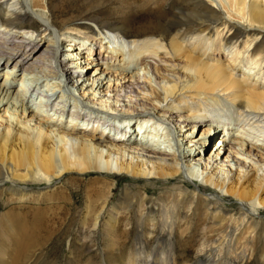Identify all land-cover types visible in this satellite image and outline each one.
<instances>
[{"label": "bare ground", "instance_id": "bare-ground-1", "mask_svg": "<svg viewBox=\"0 0 264 264\" xmlns=\"http://www.w3.org/2000/svg\"><path fill=\"white\" fill-rule=\"evenodd\" d=\"M124 1L138 7L166 5L165 0ZM213 1L225 16L205 0H192L207 11L197 16L179 9L176 17L183 21L168 25L144 26L133 18L132 28L140 31L129 33V22H101L87 15L84 23L69 25L56 0H0V72L7 68L0 83V185L9 190L3 215L15 244L10 245L7 264L25 262L44 248V238L57 234L63 220L75 217L81 246L95 244L102 235L110 241L112 255L126 247L118 229L124 228L122 237L130 238L131 231L140 240L144 235L147 245L159 231L171 235L167 248L148 247L154 255L144 250L140 261L132 252L117 264H190L188 254L183 262L180 256L191 250L192 216L201 215L210 242L199 241V256L231 250L227 246L232 236L242 242L237 255L244 264L251 263L256 246L264 241L259 234L264 231V0ZM64 31L83 39L65 45L68 52L61 59ZM77 51L84 58L80 66L71 59ZM82 62L105 66L101 70L106 77L84 76L81 70L90 67ZM137 66L142 73L130 76ZM87 80L92 83L86 85ZM107 84L106 92L100 91ZM88 89H94L90 103L81 101ZM69 108L67 122L63 115ZM129 115L145 123L140 135L125 132L129 123L122 122ZM78 118L87 124L80 125ZM203 121L199 141L191 139L190 148L179 143L183 131ZM150 125L154 129L148 135ZM213 139H218L217 157L228 153L221 165L202 155V147ZM70 176L73 183H87L85 190L75 187L42 203L31 197ZM124 178L127 184L115 197ZM35 182L44 186L30 185ZM164 189L172 190L168 204L157 196ZM82 199L85 207H79ZM73 207L86 209L85 214L74 216ZM24 210L41 223L16 225V214L26 218ZM230 228L241 231L234 236ZM7 252L0 251L3 261ZM258 256L264 264V246Z\"/></svg>", "mask_w": 264, "mask_h": 264}, {"label": "rangeland", "instance_id": "rangeland-1", "mask_svg": "<svg viewBox=\"0 0 264 264\" xmlns=\"http://www.w3.org/2000/svg\"><path fill=\"white\" fill-rule=\"evenodd\" d=\"M139 1H141V0H139ZM165 1H166L165 2L166 5H164L162 7H158V8H155L153 5H148V6L144 5L142 7H138L136 4V5L130 6V3L128 1H124V0H56L57 3L55 2V5H57L59 8H62L63 12L68 14V16L66 18H64L63 20H69V21H67L69 25L84 23L83 17L87 15L88 17H90L91 19H93L95 21L109 22V23H113V22H117V21H120V22L123 21L125 23L129 22L131 25V26H128L129 27V29H128L129 33L140 31L136 27L132 28V24L134 23L133 18L136 19L137 22L138 21L142 22L144 26H147V25L153 24V23L161 24V25H168V24H172L173 22H176V21H183L182 17H176L181 12V11H179V9H181V10L185 9L186 11H190L193 15H197V16L203 15L207 11V9L205 7H202L200 5L195 7L196 3L192 2V0H165ZM205 1L210 6L214 5L216 7V9L220 10L222 15L225 16V13L219 7L218 3H215V1H213V3H211V0H205ZM141 4H143V3H141ZM56 13H57V15H61L60 10H58ZM174 13H175V16H174ZM126 14H128V15H126ZM125 16H127V17H125ZM91 19L88 21L90 24H91ZM178 25L181 26L182 24H178ZM139 26H142V25H139ZM189 26H192V25H189ZM240 26L244 27L245 25L241 24ZM82 39L83 38H79V35H77V34H73L70 31H64V33L62 34V40L60 42V50H59L60 55L62 53L61 59H64L63 54H65V52H68V51H65V47H66L65 45L70 44L74 40L82 41ZM80 52L81 51H77V54ZM71 59H72V62H76L78 64L81 61H84V58L80 57V54H78V56L76 55V57H71ZM81 65H85V66L90 67L88 70L87 69L81 70V74H83L86 77H92L93 75H97L98 73H100V75H102L104 73L103 70L105 69V66H102V68H101L100 66L91 65L90 63H88V65H87L86 63H83V62ZM79 66H80V64H79ZM99 69H100V71H99ZM101 69H103V70H101ZM6 70H7V68L4 65L2 67L1 72H0V83L3 82L5 79L4 75L6 73ZM141 70H142L141 66H137L136 68H134L131 71L130 76L133 75V72L135 73V72L140 71L142 73ZM110 71H115V70L110 69ZM116 71L118 72V70H116ZM22 75H23V73H22ZM22 75H20V77H18L19 84L21 83ZM103 75H104L103 78L106 77L105 74H103ZM85 83H86V85H89L92 83V81L87 80ZM95 83H97V82L95 81ZM113 83L114 82H112V85H113ZM108 85L109 84L105 85L104 88L100 89V91L104 90V92H106L105 90L107 89ZM148 85L149 84H147V86ZM96 86H97V84H96ZM96 86L94 88H96ZM45 87L46 86L43 85V87H41V88L43 90H45ZM71 88H73V87H71ZM89 89H91V87ZM89 89L85 90L86 91L85 95H84L85 97H83V99L81 97V101H84L86 103L87 102L90 103V99H94V96L90 94L94 91V89L90 90V91H89ZM71 90H74V89H71ZM78 91H80V94H81V90H78ZM37 100H38V98H37ZM56 103L57 102L55 100L53 102L52 107H55ZM70 110L71 109L69 108V111H68L69 113L67 114L66 117L63 115V117L65 118V120H67V122H69V120H70V113H71ZM85 111H86V109H85ZM0 114H3V112ZM125 115H128V114H125ZM139 117L140 116H131L130 117V115H129V117H127L128 120L126 118L127 121L122 122L125 124L129 123V126H127L126 130L124 129L125 132L128 130L127 132H129V134L140 135L139 129H142V130L146 129L145 123L142 121V118H139ZM90 118H92V117H90ZM78 121L81 122L80 124H82V125L87 124L86 121L84 122L80 118H78ZM115 121H118V120H115ZM204 122L205 121H203L200 125H196L195 128L191 127L189 129L183 131L184 132V133L182 132L183 135L178 136L180 138L179 143L184 145L186 148H190V145L192 144L190 142L191 139L199 141L201 139V137L203 136V133H204V129H205L204 126L205 125L202 126L204 124ZM117 123L121 124L120 122H117ZM123 126H124V124H123ZM155 126H156V124H155ZM149 127H150L151 131L149 132L148 135H151V133H153L152 129H154V127L152 125H150ZM149 127H147V128H149ZM165 131L166 130L163 129L162 132L164 133L165 136H167ZM216 131H218V130H216ZM111 134H114L113 131H111ZM214 139H216V135H215ZM162 141H163V143H165V138ZM159 144H161V143H159ZM198 144H200V143H198ZM202 149H204V152L202 155L205 158L212 157L213 161H216L215 166L221 165V163H219V162H221L222 160H224L228 156V153H226V154L222 153L220 156L217 157V154L219 152V151H217L218 139L205 144L202 147ZM71 181H73V178L70 176V177L66 178L64 182H62L63 184H58V183L54 182V183L50 184V188H48L49 187L48 186L47 188H45V190H41L40 194L34 192L31 195V197L33 199L39 200V202L42 203V202L46 201L47 199H49L50 196H53V195L56 196L58 193L60 195V193L64 192V191H68L67 193H71V192H73L74 189L78 190L75 187H79L83 191L85 190L84 186L87 185V183L81 182V183L77 184V183H73ZM32 184H36V185H38V187L40 186V188H42L41 186H44V183H42V182L30 183L31 186H32ZM126 184H127V179H125V178L121 182L118 183V185L116 187L117 190L114 193L115 197H119L122 194ZM57 188H58V190L53 193V190H55ZM168 192H170L168 189H164L163 191L157 192L158 193L157 196L161 200L164 201V204H168V198L170 197V195L173 196L172 190H171V193H168ZM8 193H9V190L1 188V185H0V251L1 250H7L8 251L7 255L5 257L6 258L5 261H3L1 259L2 256H0V264H7L6 262L9 261L8 253L10 250V245H12L15 248V244L11 240V237H10V231L11 230H10V226H9V221L3 215L6 212L8 206H9V203H10V198L8 197ZM262 196L264 197V192H263ZM80 197H83V195ZM50 198H52V197H50ZM124 198L128 200V197H124ZM152 198H154V197H152ZM117 202L115 201V199H112V203H117ZM231 202H233V201H231ZM78 204H79V207L80 206L85 207L86 201L84 199H82L81 202H78ZM29 205L36 207V205L31 201H29ZM25 206L27 207V204H25ZM223 206L229 207L226 203L223 204ZM233 206H235V205H233ZM73 210H74V216H83L85 214V211H86V209L82 210L78 207H76V208L73 207ZM173 212H174V209L172 207L170 209L169 213H171V215H172ZM199 212L203 213L204 210L199 209ZM23 214L26 216L25 219L20 218L19 214H16V220L14 222L16 225L23 226V225H27V224L35 225L34 223H36V224L41 223L40 220H37V219L33 220L32 219L29 210H24ZM176 216L179 218L180 216H182V214H180V215L176 214ZM112 217L113 216L111 215V219H112ZM77 220H78L77 217L63 220V223H62L63 225L61 226V228L59 229L57 234L54 233V235H53L54 237L51 236L49 238V239L52 238L49 242H48L49 239H47V238L43 239V246L41 248H43V247L44 248L42 250H38L37 252L29 255L28 259L25 262H20V264H94L90 261V258L92 259V261H96L97 262L96 264H117L121 260L123 262H126V260L129 258L130 254L132 252L137 255L134 257V259L139 258V260L142 261L144 259V254H143L144 250L150 252V254L152 252V254L154 255L156 253V251H154L153 249H159L160 245L167 248L168 244H170V242H171V238H170L171 235L168 234L167 231H166V233L163 231H159L158 237L156 239H154V241L150 245H147V243H148L147 238H144V235H142V240H140L141 238L138 237L135 233H133V231H131L130 238L122 237V232L124 230V228H122V229H118V233H120V235H119L120 241L124 242L126 244L125 250L123 251V253L117 252V253H114V255H112L113 253L110 252L108 249L110 241L107 240V237H102V235L96 237L95 244L90 243V244H87L85 246L84 245L81 246L82 242L78 241L79 240V238H78L79 225H78ZM191 220H192V225H193L192 232L190 233V243H191L190 249L191 250L189 253L186 252L185 255L180 256L182 262H183V259L186 258L187 254L192 259L190 264H219V263L244 264L246 262V261L244 262L243 259H241V257H239L236 253L237 250H240L243 247L242 242L236 241L234 239V237H232V236H230L229 245L227 246V248L231 249V250H225L221 254L220 253L218 254L217 250H211L208 252V255L206 257L199 256L197 253V250H195V249H200L199 241L205 240L206 242H210V240L208 239V236H204V230L202 228H203V226L206 225V222H205L203 216L202 215L199 217L192 216ZM45 222L46 221H44V223ZM110 222H111V220H110ZM195 223H198V224L194 225ZM39 227L41 229H43L42 224H40ZM106 230L114 232L110 228H107ZM240 231L241 230H236L235 228H230L228 230V232L234 233V236L238 235V232H240ZM259 234L262 237H264V231H259ZM211 235L215 236L216 238H219V235H221V234L220 233H215V234L211 233ZM70 242H71L72 246L70 245ZM217 244H220V242H218ZM94 245H96V248H92ZM263 246H264V241L260 242L258 244V246H256V256L253 257V259L251 260V263L248 262L249 264H262L260 259H259L258 253L260 252V250L262 249ZM148 247H151L153 249L147 250ZM166 248H163L164 251L165 252L169 251ZM206 249H210V247L206 246ZM90 252H91V254H90ZM232 252H234V254H232ZM10 254L12 256H14L15 250L11 249ZM87 254L89 257L86 256ZM177 257H179V255ZM249 257L250 256H247V258H249ZM10 261H11V263L14 262L13 259H10ZM134 261L138 262L137 260H134Z\"/></svg>", "mask_w": 264, "mask_h": 264}]
</instances>
